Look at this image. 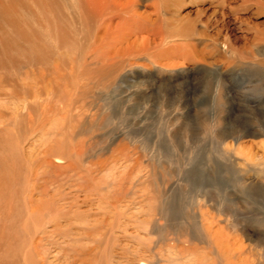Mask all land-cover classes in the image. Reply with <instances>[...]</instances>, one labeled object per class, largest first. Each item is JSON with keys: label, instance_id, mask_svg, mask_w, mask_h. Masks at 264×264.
<instances>
[{"label": "rangeland", "instance_id": "obj_1", "mask_svg": "<svg viewBox=\"0 0 264 264\" xmlns=\"http://www.w3.org/2000/svg\"><path fill=\"white\" fill-rule=\"evenodd\" d=\"M14 2L1 0L0 10L18 9V20L36 23L32 0ZM19 3L33 7L23 11ZM59 4L65 22L76 24L68 28L77 42L64 49L69 65L62 71L68 75L59 87L85 103L73 127L86 137L83 162H98L92 185L102 194L97 200L94 192L79 207L87 219L69 221L72 237L90 246L93 238H103L104 246L113 242L114 253L140 247L153 264H264V0L171 5L175 21L159 27L163 52L133 49L105 77L84 74L80 59L93 37L84 41L77 30L72 0ZM137 7L152 10L147 0ZM41 36L58 51L48 34ZM196 160L204 182L190 176ZM212 177L215 183L207 184ZM158 190L162 211L153 213L159 202L151 195ZM110 232L114 236L107 237Z\"/></svg>", "mask_w": 264, "mask_h": 264}, {"label": "bare ground", "instance_id": "obj_2", "mask_svg": "<svg viewBox=\"0 0 264 264\" xmlns=\"http://www.w3.org/2000/svg\"><path fill=\"white\" fill-rule=\"evenodd\" d=\"M138 1L72 0L70 13L81 23L77 30L84 41L93 37L92 47L80 59L85 75L108 76L107 68L125 61L133 49L163 52L160 23L175 21L177 11L170 7L175 8L182 0H147L151 11H140ZM32 4L36 7L32 14L39 15L33 25L18 20L14 14L18 9L0 10V264H57L56 260L59 264H153L142 256L145 249L120 245V251L114 253L113 242L104 246L100 242L103 238L95 237L90 246L82 237H72L68 229L71 219L86 218L85 210H79L81 205L92 201L95 193L97 200L102 198L101 187L92 185L93 169L99 165L92 161L90 165L96 166L92 168L89 161L84 163L86 137L77 136L73 127L74 118L83 115L85 103L77 92L59 87L68 75L62 71L69 65L64 49L77 43L71 41L68 28L74 22H65L59 0H32ZM18 6L23 11L33 7ZM43 34L50 36L58 51L45 46ZM193 163L190 176L202 181L204 172L197 160ZM209 179L207 184L215 183L213 177ZM151 197L159 202L152 212L162 211V192L155 191ZM61 219L68 224L61 225ZM46 225L51 229L45 230ZM54 239H62L65 245ZM167 246L165 250L172 245ZM163 247H158L159 253Z\"/></svg>", "mask_w": 264, "mask_h": 264}]
</instances>
